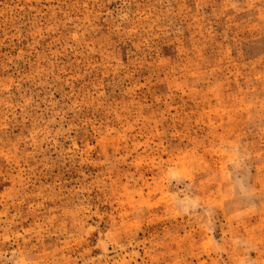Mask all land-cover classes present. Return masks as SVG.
Instances as JSON below:
<instances>
[{"label": "rangeland", "instance_id": "374dc122", "mask_svg": "<svg viewBox=\"0 0 264 264\" xmlns=\"http://www.w3.org/2000/svg\"><path fill=\"white\" fill-rule=\"evenodd\" d=\"M0 264H264V0H0Z\"/></svg>", "mask_w": 264, "mask_h": 264}]
</instances>
